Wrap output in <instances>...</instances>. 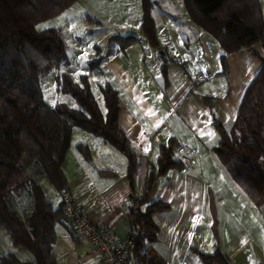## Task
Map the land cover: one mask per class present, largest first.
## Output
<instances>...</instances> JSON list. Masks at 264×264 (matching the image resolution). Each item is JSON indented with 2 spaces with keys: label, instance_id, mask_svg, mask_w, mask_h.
<instances>
[{
  "label": "crops",
  "instance_id": "crops-1",
  "mask_svg": "<svg viewBox=\"0 0 264 264\" xmlns=\"http://www.w3.org/2000/svg\"><path fill=\"white\" fill-rule=\"evenodd\" d=\"M161 1L167 7L163 15L153 17L157 44L148 39L134 60L129 48L124 52L108 48L100 78L91 81L104 114L100 86L109 84L118 92V125L137 155V171L131 175L126 156L102 138L77 131L62 166L66 190L95 225L110 228L120 238L133 232L129 212L144 210L140 199L167 203V210L152 216L158 240L146 249L162 264H203L200 254L215 251L231 264H264V209L252 203L220 160L216 152L220 132L212 113L223 129L232 130L247 89L261 70L263 45L223 59L220 43L192 21L183 0ZM259 3L264 19V0ZM164 19L171 28L165 29ZM198 75L204 80L196 81ZM63 102L75 106L69 97ZM78 145L89 149V160ZM170 145L189 147L197 163L186 174L170 170L148 191L150 175L158 172L161 147ZM56 193L55 204L46 197L54 208L61 205ZM55 231L56 264H95L83 259L85 245L72 226L58 223ZM6 249L0 242L1 256L11 253ZM19 252L20 257L13 254L20 260L33 259Z\"/></svg>",
  "mask_w": 264,
  "mask_h": 264
},
{
  "label": "trees",
  "instance_id": "trees-1",
  "mask_svg": "<svg viewBox=\"0 0 264 264\" xmlns=\"http://www.w3.org/2000/svg\"><path fill=\"white\" fill-rule=\"evenodd\" d=\"M77 0H0V227L15 247L30 252L31 261L15 254L0 255V264H56L55 226L66 223L62 205L54 208L47 200L41 180L46 178L60 192L67 188L62 166L71 135L80 128L102 138L126 156L129 173L139 167L131 143L118 125V92L109 84L100 86L106 113L99 107L86 75L75 78L68 72L56 77V89L77 104L50 107L42 89L44 75L68 63L67 45L58 29L39 31L36 25L55 17ZM192 21L210 33L221 45L224 56L249 49L257 43L264 48V19L259 0H183ZM151 0H142L141 30L157 44ZM134 36L113 37L124 51L136 42ZM102 63H91L98 70ZM220 132L216 152L226 170L257 207L264 209V56L262 67L250 84L230 132L223 129L212 110ZM176 147L162 146L158 172L148 179L149 191L159 177L184 164L174 156ZM78 150L90 159L89 149ZM144 210L129 212L134 237L131 256L139 264H162L149 256L147 247L158 240L159 229L152 216L167 210L162 201L138 202ZM203 264H231L219 251L200 254Z\"/></svg>",
  "mask_w": 264,
  "mask_h": 264
},
{
  "label": "rangeland",
  "instance_id": "rangeland-1",
  "mask_svg": "<svg viewBox=\"0 0 264 264\" xmlns=\"http://www.w3.org/2000/svg\"><path fill=\"white\" fill-rule=\"evenodd\" d=\"M153 1L155 0H151L153 4L152 16L158 18L163 15L167 5L161 0L158 1V4ZM142 22V0H77L72 6L57 16L38 23L36 29L39 31L60 30L68 48V63L62 65V71L59 73L58 70L54 69L42 78L43 94L48 105L55 107L57 104H65L63 100L68 97L74 101L70 96L57 92L56 77L58 74L68 72L77 79L81 75H86L90 82L100 78V71L93 70L90 66L91 63L96 61L103 63V56L105 58L110 56L108 50H112L111 47L116 46L117 50L121 49L116 42L109 44L113 37L134 36L137 40L128 47V55L130 60L138 59L142 54V50L146 49L145 45L149 43L148 37L141 30ZM163 22L165 29L171 28L169 20L164 19ZM99 68H102V64ZM94 91H96L98 96L99 91L95 87ZM72 103L75 106L70 107L77 108V104L75 102ZM77 131L86 132L80 128H75L71 135V143L77 139ZM89 134L91 135V133ZM41 186L46 197L55 204L58 197L56 196V189L50 181L44 179L41 181ZM0 242H3V245H7L8 249L5 252L16 253L19 256V251H24L30 257L32 256L28 251L12 247L11 238L2 227H0ZM82 256L83 259L86 258L85 248Z\"/></svg>",
  "mask_w": 264,
  "mask_h": 264
},
{
  "label": "built area",
  "instance_id": "built-area-1",
  "mask_svg": "<svg viewBox=\"0 0 264 264\" xmlns=\"http://www.w3.org/2000/svg\"><path fill=\"white\" fill-rule=\"evenodd\" d=\"M185 77L188 78V75ZM207 78L211 79L212 76ZM197 80L202 81L204 77L198 75ZM175 152L184 164L181 173H188L197 163L193 158V151L185 145H178ZM59 196L68 224L74 228L77 237L85 245L88 260L95 264H139L131 256L134 231L124 238L115 236L110 228L95 225L66 189L61 190Z\"/></svg>",
  "mask_w": 264,
  "mask_h": 264
}]
</instances>
